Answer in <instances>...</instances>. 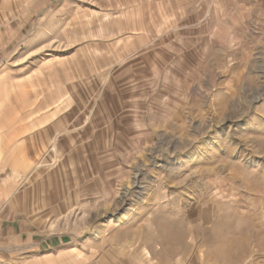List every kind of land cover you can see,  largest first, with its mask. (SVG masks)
Segmentation results:
<instances>
[{
	"label": "rangeland",
	"instance_id": "374dc122",
	"mask_svg": "<svg viewBox=\"0 0 264 264\" xmlns=\"http://www.w3.org/2000/svg\"><path fill=\"white\" fill-rule=\"evenodd\" d=\"M2 6L0 127L17 104L35 146L1 137L0 178L18 168L35 209L49 201L34 221L140 227L147 264H205L236 243L249 264L264 245V0ZM58 99L60 116L28 117Z\"/></svg>",
	"mask_w": 264,
	"mask_h": 264
},
{
	"label": "crops",
	"instance_id": "0c3cea01",
	"mask_svg": "<svg viewBox=\"0 0 264 264\" xmlns=\"http://www.w3.org/2000/svg\"><path fill=\"white\" fill-rule=\"evenodd\" d=\"M3 23L0 0V43ZM16 85L18 82L11 86ZM12 91L16 93L17 89L14 87ZM2 107L0 103V112ZM15 108L13 117H5L15 123L14 127L8 133H4L0 127V138L5 134L14 139L24 135L18 124L17 104ZM64 108V102L58 99L50 105L48 103V108L43 109L42 113L29 110L28 117L60 116ZM2 120L0 114V122ZM33 135L29 133L21 136L28 139L26 146L32 149L35 146L31 139ZM24 145V141L16 140L12 147L20 149ZM1 153L0 147V172L8 167L2 161ZM11 169L9 175L0 178V264H147L145 230L141 233L140 227L74 226L70 230L52 231L47 223L38 225L33 218L34 211L39 209L37 215L45 217L50 212V203L43 199V203H39L35 209L33 195L21 192L18 188L22 183L18 168ZM133 228L138 236L127 237L128 230ZM236 240L242 243L241 236ZM236 244L233 247L229 244L226 246V250L230 251L229 257L215 258L210 255L205 258V264H244L240 247ZM253 253L256 255L247 260L249 264H264V245L258 243ZM179 263L178 259H172L169 264Z\"/></svg>",
	"mask_w": 264,
	"mask_h": 264
}]
</instances>
